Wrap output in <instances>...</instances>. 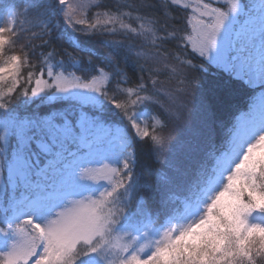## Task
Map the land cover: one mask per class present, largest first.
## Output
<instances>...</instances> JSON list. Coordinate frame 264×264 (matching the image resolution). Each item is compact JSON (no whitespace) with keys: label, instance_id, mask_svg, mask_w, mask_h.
<instances>
[{"label":"rangeland","instance_id":"1","mask_svg":"<svg viewBox=\"0 0 264 264\" xmlns=\"http://www.w3.org/2000/svg\"><path fill=\"white\" fill-rule=\"evenodd\" d=\"M171 2L195 16L188 37L193 52L254 89L264 86V0ZM8 22L14 24V14ZM3 38L4 33L0 42ZM149 60L168 77L153 81L157 101L146 98L156 101L164 115L165 121L156 122L159 134L152 137L145 108L130 123L117 125L83 114L79 107L76 150L56 153L55 142L44 137L32 155L0 150V264H136L134 258L140 264H219L234 258L235 251H264V102L255 116L236 127L231 146L210 159L207 168L216 166V172L196 192L201 193L200 205L178 218L174 208L179 196L196 191L214 137L207 103L190 72L158 55ZM107 82L104 72L85 81L49 69L36 81L34 93L53 88V98L100 106ZM72 129L63 128L61 134ZM149 136L164 198L159 214L138 206L133 189V142ZM261 176L263 182H250ZM28 184L35 190L27 191ZM167 214V223L153 224Z\"/></svg>","mask_w":264,"mask_h":264},{"label":"trees","instance_id":"2","mask_svg":"<svg viewBox=\"0 0 264 264\" xmlns=\"http://www.w3.org/2000/svg\"><path fill=\"white\" fill-rule=\"evenodd\" d=\"M11 13L15 22L10 27ZM193 19L189 9L171 0H0V34L4 33L0 42V77L13 69L0 79V150L7 155H32L38 151L36 145L41 137L55 142L56 153L76 150L79 107L85 109L83 114H95V118L117 125L130 123L134 113L145 108L151 115L152 137L154 132L159 134L156 122L165 118L157 107L153 81L162 82L168 77L157 73L149 60L151 55H158L190 72L207 103L209 131L214 137L201 177L194 185L196 191L179 196L180 202L174 208V215L184 219L186 203H196L201 194L196 192L215 173V168H207L210 159L221 148L227 149L237 121L249 112L258 90L192 51L188 37ZM49 69L85 81L106 73L108 82L100 106L83 107L53 98V88L35 95L36 81ZM146 98L156 101L147 102ZM66 127L73 129L63 136L61 131ZM152 137L133 142V189L141 203L138 206L159 214L164 198L158 189L159 161ZM262 178L252 177L250 182H263ZM30 184L27 191H34ZM169 217L167 214L163 221L160 217L158 223L152 222L164 225ZM130 221L128 218L125 222L128 225ZM231 255L234 258H224L219 264H264L263 250L254 249L245 255L235 251Z\"/></svg>","mask_w":264,"mask_h":264},{"label":"snow or ice","instance_id":"3","mask_svg":"<svg viewBox=\"0 0 264 264\" xmlns=\"http://www.w3.org/2000/svg\"><path fill=\"white\" fill-rule=\"evenodd\" d=\"M221 195H223V193H221ZM218 199H219V198H218ZM213 207H215V204H213ZM209 211H210V213H211V208H210ZM209 218L211 219V216H210ZM37 227H39V226H37ZM185 235H187V232L182 233L180 239H183V237H184ZM162 251H163V249H158V250H157V253H160V252H162ZM153 258H155V257H153ZM134 260H136V264H140V261H139L138 258H134ZM143 264H149V261L145 260V261L143 262Z\"/></svg>","mask_w":264,"mask_h":264}]
</instances>
